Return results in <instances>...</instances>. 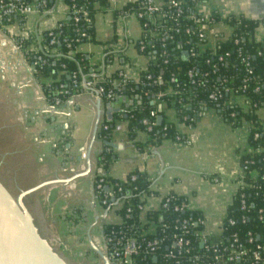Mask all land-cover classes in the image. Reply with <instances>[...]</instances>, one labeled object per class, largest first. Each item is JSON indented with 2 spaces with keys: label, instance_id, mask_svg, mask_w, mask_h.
Here are the masks:
<instances>
[{
  "label": "crops",
  "instance_id": "obj_1",
  "mask_svg": "<svg viewBox=\"0 0 264 264\" xmlns=\"http://www.w3.org/2000/svg\"><path fill=\"white\" fill-rule=\"evenodd\" d=\"M128 1H111L109 8L95 14L96 40L82 43L74 51L89 60L90 69L84 75L116 77L124 69L130 72L132 80L138 81L140 70L149 65L150 57L137 49L143 35L138 19L134 14L114 13L115 8H123ZM201 4L199 9L204 15L216 10L225 15L264 20V0H203ZM62 18L57 12H38L25 24L14 22L0 27V112L6 109L0 119V132L19 126L22 134L33 138L41 173L47 175L46 194L64 205L61 208L68 214L62 218H69L66 226L69 236H77L76 244L86 245L103 264L109 262L103 245L104 224H118L122 218L117 210L107 212V208L94 202V180L98 157L105 146L100 132L105 122L114 120L111 141L121 147L114 148L116 160L111 175L124 180L134 170L145 172L155 192L147 198L142 218L146 219L150 209L161 208L164 199L175 193L187 199L190 209L202 212L203 232L218 240L242 172L240 154L248 147V124L234 128L208 111L195 127L177 123L184 135L182 142L164 141L152 151L143 152L128 145L133 140L128 139L129 121L125 114L134 106L132 97L120 96L121 111L111 113L107 112L105 100L90 92L71 97L60 105L53 104L44 88L50 80L35 75L26 54L33 52V48L44 50V35ZM258 31L263 33L264 29L258 27ZM230 34L229 25L222 24L210 38L216 41ZM23 40L25 43L21 44ZM8 107H15V111L10 112ZM243 108H247L246 103ZM167 115L169 121L176 122L175 112L168 111ZM260 119L264 123L263 115ZM146 139L147 133L139 130L134 141Z\"/></svg>",
  "mask_w": 264,
  "mask_h": 264
},
{
  "label": "trees",
  "instance_id": "obj_2",
  "mask_svg": "<svg viewBox=\"0 0 264 264\" xmlns=\"http://www.w3.org/2000/svg\"><path fill=\"white\" fill-rule=\"evenodd\" d=\"M200 1L185 0V18L178 26L180 31L174 32L173 38L169 36L165 40L158 37L145 39V49L140 52L150 57L148 69L141 73L140 81L129 80L116 88L119 97L129 96L135 100L134 106L129 107L125 114L129 121L128 139L133 140L128 142V145L138 151L150 152L164 141L178 144L184 140V135L178 130L177 123L195 127L206 112L213 111L234 128L242 126L243 122L249 126L248 147L240 154V163L243 168V180L249 182L250 186L239 189L234 196L222 223L221 237L218 240L209 238L203 242L201 234L204 226L197 223V219L203 217L202 212L189 207L175 209L177 205H188L184 196L169 194L171 200L167 208L150 209L146 219H143L140 206H144L147 198L155 194L149 176L145 172L134 170L127 179L114 178L111 170L116 160V152L113 147L105 144L98 157L94 184L97 186L100 174L103 173L105 182L115 190L116 199L123 202L117 209L122 222L105 223L104 233L111 235L123 231L127 236L134 238L140 249L138 254L133 256V264H223L216 259V255H230L232 243L243 249L244 254L237 260L227 258V264H254L252 254L256 243L258 240H264V218L260 219L257 212L253 211L264 204V179L253 178L255 171L264 166V151L261 154L255 153L257 149L264 148V123L256 113L264 106V56L258 54L259 49H264V40H256L255 37L256 29L264 20L247 19L241 15L224 19L219 11L214 10L212 18L215 22L228 21L234 29L230 37L220 36L213 41L210 37H201L199 26L190 18L191 15H202L197 7ZM52 3L53 0H49V4ZM75 3L90 9L94 17L100 9L110 6L108 0H75ZM137 7L136 3L131 2L121 9H115L114 13L116 16L126 15L134 12ZM14 22L23 24L24 20L22 16H12L4 19L0 27ZM187 28L192 31L186 32ZM54 32L59 33V41L56 44L59 56L48 53L42 60H38L37 52L30 51L26 54L35 75L39 79L50 80L44 88L51 100L56 90L71 85L75 72H89L90 63L85 55H71L70 51L82 43L96 40L95 20L93 24L76 22L71 10L67 20ZM83 32H86V36H82ZM49 37L47 32L44 35L45 43L49 41ZM237 38L239 43L235 42ZM24 43L25 41L21 44ZM239 47L242 48V55L239 54ZM244 55H250V66L242 61ZM190 71L194 72V76H190ZM148 75H151V78H148ZM159 76L161 79L157 80ZM251 76L253 78L248 79ZM172 78H175V81H172ZM258 82L260 89L256 91ZM103 84L107 88L114 87L107 79ZM159 92H163V96L157 99ZM214 94L218 95L217 99L212 97ZM239 95L247 98L250 108L244 109L239 102L233 101L236 96L240 97ZM160 107L161 110H158ZM154 110L157 111L155 118L151 116ZM168 111L175 112L176 122L169 121ZM160 114L163 115L161 123L158 121ZM120 117L121 115H118V118ZM145 119L156 120L157 124L149 128V125L144 123ZM114 125V120L104 123L100 132L104 141L112 140ZM139 130L147 133L146 141H134ZM256 132L261 135L258 139L254 137ZM119 187L122 188L121 191ZM242 194H245L250 205H255L245 222L242 220L245 212L241 209ZM97 199L101 203L103 196L99 195ZM190 218L193 219L188 223L190 231L184 233L181 224ZM231 218L235 220L234 224L230 223ZM235 234L237 240L234 239ZM251 235L253 241H249ZM180 236L190 239V243L179 247L177 240ZM154 239H160L161 244L155 252L148 253V242ZM115 250V244L109 243L108 253H114ZM172 251L175 256H170Z\"/></svg>",
  "mask_w": 264,
  "mask_h": 264
},
{
  "label": "built area",
  "instance_id": "obj_3",
  "mask_svg": "<svg viewBox=\"0 0 264 264\" xmlns=\"http://www.w3.org/2000/svg\"><path fill=\"white\" fill-rule=\"evenodd\" d=\"M72 3H68L66 0H53V3L50 5L49 0H0V23L4 19H8L12 16H22L25 24L28 21V18L31 17L35 13H42V14H53L55 12L62 14L64 18H62L58 24L51 30L48 31L49 33V41L45 43V49L39 50L36 48H33V52L38 53V60H42L45 54H55L60 55V52L58 51L56 44L59 41L57 38V35L59 33L54 32L55 29L60 26L63 22L67 20V16L70 14L71 10L73 13L74 20L76 22H84L85 24H93L94 23V15L92 11L85 6H79L77 3H75V0H72ZM109 1V0H108ZM111 1L115 3L116 0H110V6ZM203 1V0H201ZM201 1L198 2L197 7L199 8L202 4ZM136 3L137 8L134 12H132L135 17L138 19L139 24L141 25L143 35L141 39L137 42V49L138 51H142L145 49V39L148 37L151 39L158 37L161 40H165L166 37L173 38L174 32H179L180 29L178 28L180 22H182V19L185 18V0H129L125 3L124 7L128 3ZM117 9V8H115ZM200 11V9H199ZM121 16H129L130 14ZM213 11L210 12L208 15L202 14L201 16L191 15L190 18L197 24L200 28V36L201 37H211L213 31L215 30L218 25L222 24H228L231 29V34L233 32V25L231 23L227 22H215L212 18ZM221 14V17L224 19H228L232 16H239L237 14ZM260 28L264 29V22H260L259 26ZM192 30L190 28L186 29V32L190 33ZM230 34V36H231ZM82 36H86V32L82 33ZM256 40H264V32L261 33L258 31V33H255ZM144 38V39H143ZM24 41V40H23ZM21 41L20 43H22ZM236 43H239V39L237 38L235 40ZM77 48V47H76ZM76 50V49H75ZM70 51V54L73 55L74 51ZM239 54L242 55V48H238ZM141 53V52H140ZM192 54H195L192 52ZM259 55L264 56V49L258 50ZM222 59V57H221ZM242 61L247 65L250 66V55H244L242 56ZM148 69V66L144 69L140 70V76L143 71H146ZM81 76V77H80ZM140 76L138 81H140ZM190 76H194V72L190 71ZM148 78H151V75H148ZM253 77H248V79H252ZM109 80L111 84L114 85V87L107 88L104 84V80ZM161 79V76L157 78ZM129 80H132L131 74L129 71L122 69L118 76L116 77H102L98 75H84L83 73L75 72L72 76V82L71 85L65 88H62L58 90L53 98V104L60 105L65 100L80 95L84 92H90L101 99H107L108 101L112 102L114 101L118 96V89L119 86L125 84ZM172 81H175V78H172ZM260 89L259 82L256 87V91ZM243 90H246V85L243 86ZM219 94V92H218ZM163 96V92H159L157 95V99H160ZM240 96V95H239ZM243 96V95H242ZM214 99L218 98L217 94L212 95ZM237 97V96H236ZM246 107L244 109L250 108V105L248 102H246ZM161 110V107L158 109ZM151 116L155 118L157 116V111L154 110L151 112ZM145 124L149 125V128H152L157 124L156 120H144ZM192 127V126H191ZM260 132L255 133V139H258L260 137ZM188 143H191V140L188 141ZM264 151V148H259L256 150L255 153L261 154V152ZM83 156L85 157L86 154L84 153ZM264 159V156H263ZM242 167V166H241ZM104 174H100L99 183L97 186L94 184V197H97L99 195L103 196V200L101 204L103 207H107L108 212L110 210H117L120 208L123 200L116 199L115 197V190H112L110 187L108 190L105 189V187L108 185L104 180ZM243 168L242 172L240 174V177L238 179V186L236 188L235 195L238 193L239 189L241 188H248L250 186V183L243 180ZM253 178L258 180L260 178L264 179V166L261 169H258L255 171ZM122 188L119 187V191H121ZM171 200V197H166L162 203L161 207L167 208L169 205V201ZM255 207L254 204L250 205V202L245 198V194H242V201H241V209L244 210V215L242 217V220L245 222L248 218V215L251 213L250 210ZM144 206H140V209L142 211L144 210ZM188 208V205L182 204L181 206H176L175 209H183ZM131 209H129L130 211ZM253 211L257 212L260 219L264 218V204L260 205L258 208L254 209ZM190 220H193L192 218L188 220H184L181 224V228L183 229L184 233H188L189 227L188 223ZM197 223L202 224L205 227V218L199 217L197 219ZM230 223L234 224L235 220L230 219ZM202 240L203 242H206L209 237L205 235V233L202 231ZM260 236V235H259ZM234 239L237 240V234L234 235ZM103 240H104V246L106 253L108 254V260L110 263H117V264H133V256L138 254L140 246L137 245L134 238H131L126 235L123 231H119L118 233H112L105 234L103 231ZM254 238L250 237L249 241H253ZM109 243H114L116 246V250L114 253L109 254L108 253V245ZM190 239H187L185 236H180L177 240V245L179 247H183L185 244H189ZM161 240L160 239H154L148 242L147 245V252L152 253L155 252V250L160 246ZM231 250L230 255L225 256L224 254H217L216 259L222 262L223 264H227L225 260L228 258L229 260H237L240 259L243 254L244 250L239 249L235 243L231 244ZM170 256H175V253L172 251L170 252ZM253 263L254 264H264V240H258L256 243V248L253 251ZM211 264V263H209Z\"/></svg>",
  "mask_w": 264,
  "mask_h": 264
},
{
  "label": "rangeland",
  "instance_id": "obj_4",
  "mask_svg": "<svg viewBox=\"0 0 264 264\" xmlns=\"http://www.w3.org/2000/svg\"><path fill=\"white\" fill-rule=\"evenodd\" d=\"M236 98L239 100L237 101ZM236 98L233 101L237 103L240 101L242 107L248 101L243 96ZM8 109L10 112L15 111V107ZM5 113L6 109L0 112V119ZM256 113L259 117L264 116V106ZM29 123L28 125H31ZM19 129V126H14L11 131L2 129L0 132V181L15 196L38 186L24 198L25 205L36 220L41 235L46 236L50 245L55 247L70 264H103V260L86 245L76 244L77 236H69L66 229L69 218H62L64 214H68L66 209L61 208L64 205L62 202L57 204L55 199L51 200L46 194L48 183L45 176L47 175L41 173L38 155L32 145L33 138L22 134Z\"/></svg>",
  "mask_w": 264,
  "mask_h": 264
},
{
  "label": "water",
  "instance_id": "obj_5",
  "mask_svg": "<svg viewBox=\"0 0 264 264\" xmlns=\"http://www.w3.org/2000/svg\"><path fill=\"white\" fill-rule=\"evenodd\" d=\"M131 102L133 104L134 101ZM120 104L119 96L112 102H106L107 112L121 111ZM107 115L112 120L110 114ZM162 120L163 115L160 114L159 123ZM105 144L113 148L121 147L112 141H105ZM37 188L15 196L0 181V264H70L50 245L46 236L41 235L36 220L25 205L24 198ZM105 189L108 190L109 186Z\"/></svg>",
  "mask_w": 264,
  "mask_h": 264
},
{
  "label": "flooded vegetation",
  "instance_id": "obj_6",
  "mask_svg": "<svg viewBox=\"0 0 264 264\" xmlns=\"http://www.w3.org/2000/svg\"><path fill=\"white\" fill-rule=\"evenodd\" d=\"M94 198H95V199H94V202H95L96 204L103 206V205L98 201L97 197H94Z\"/></svg>",
  "mask_w": 264,
  "mask_h": 264
}]
</instances>
